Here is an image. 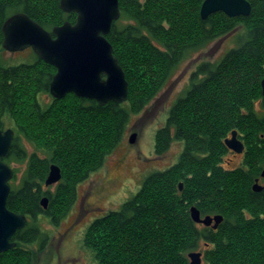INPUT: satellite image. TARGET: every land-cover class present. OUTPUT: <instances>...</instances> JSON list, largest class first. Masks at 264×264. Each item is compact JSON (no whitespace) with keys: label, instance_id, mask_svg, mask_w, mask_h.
<instances>
[{"label":"trees","instance_id":"1","mask_svg":"<svg viewBox=\"0 0 264 264\" xmlns=\"http://www.w3.org/2000/svg\"><path fill=\"white\" fill-rule=\"evenodd\" d=\"M203 1L118 0L120 16L106 37L128 95L121 103L100 104L73 93L53 98L55 67L33 50L16 64L2 56L1 27L9 15L23 12L52 32L76 14L63 11L60 0H0V128L14 130L2 160L25 164L18 185L10 182L6 204L27 217L12 236L16 246L0 252V264H30L29 246L44 249L49 239L41 216L59 225L75 203L77 185L118 145L130 115L152 100L185 58L232 33L235 46L217 60L197 63L155 131V154L164 155L173 140L183 142L177 161L147 174L119 208L94 218L81 244L92 264H189L188 254L201 247L202 264H264V189L253 190L264 169V0H248V16L215 11L204 20ZM44 93L50 99L42 102ZM232 130L245 146L241 162L226 168L223 158L231 150L224 139ZM51 164L61 169L53 188L45 185ZM12 171L15 180L17 168ZM192 205L201 217L223 218L216 228L201 226L190 217Z\"/></svg>","mask_w":264,"mask_h":264},{"label":"water","instance_id":"2","mask_svg":"<svg viewBox=\"0 0 264 264\" xmlns=\"http://www.w3.org/2000/svg\"><path fill=\"white\" fill-rule=\"evenodd\" d=\"M59 5L65 12H74L73 23L64 21L48 31L34 19L23 12L11 14L2 24V46L7 51L32 49L35 54L55 67L50 81L49 93L53 98H62L68 92L83 98H91L100 104L110 100L117 103L126 101L128 82L124 70L113 55V46L106 37L112 22L120 16L118 0H60ZM204 20L215 11L237 17L248 16L251 12L248 0H204L199 8ZM261 94L264 96V76L260 82ZM13 128L0 129V252L16 246L12 236L25 226L27 217L11 211L6 204L10 191L9 180L13 177L10 166L2 160L13 140ZM232 130L226 137L225 144L229 150L243 153L244 145ZM133 132L129 141L133 142ZM45 185L58 182L61 169L55 164L49 166ZM261 175L264 177V169ZM181 187L182 185L179 184ZM264 189V185L255 180L254 191ZM44 208L47 198L41 199ZM190 217L197 223L216 227L223 217L219 214L200 216L194 205ZM201 251L188 254L189 264H202Z\"/></svg>","mask_w":264,"mask_h":264},{"label":"rangeland","instance_id":"3","mask_svg":"<svg viewBox=\"0 0 264 264\" xmlns=\"http://www.w3.org/2000/svg\"><path fill=\"white\" fill-rule=\"evenodd\" d=\"M233 36L234 33L216 38L202 50L185 58L152 100L140 112L130 115L118 145L107 155L99 169L92 171L77 185L75 203L59 225L41 216L40 224L48 232L49 239L44 249L28 245L34 248L30 264H92L90 255L81 244L83 231L94 218L119 208L127 198L135 194L147 174L166 169L177 161L183 142L174 140L164 155L155 154V131L165 125L170 106L185 89L189 74L197 63L217 60L228 48L235 46ZM32 52L30 48L20 51L4 49L2 56L8 64H16L33 57ZM39 98L42 102L50 99L45 93L40 94ZM133 132L136 137L130 142L129 137ZM26 147L32 150L28 143ZM240 162L241 153L234 150L223 158L226 168H233ZM11 167L17 168L15 180L11 178L9 181L15 186L19 183L25 165L14 162ZM53 187L54 184L51 185ZM198 250L202 252V247Z\"/></svg>","mask_w":264,"mask_h":264},{"label":"bare ground","instance_id":"4","mask_svg":"<svg viewBox=\"0 0 264 264\" xmlns=\"http://www.w3.org/2000/svg\"><path fill=\"white\" fill-rule=\"evenodd\" d=\"M118 18H119V17H118ZM118 18H117V19H118ZM116 21H117V20H116ZM44 61H45V60H44ZM68 93H72V92H68ZM73 94H74V93H73ZM77 96H78V95H77ZM79 97H80V96H79ZM82 98H83V97H82ZM9 128H10V127H9ZM0 129H1V128H0ZM2 129H7V128H2ZM11 129H12V128H11ZM13 131H14V130H13ZM237 136H238V138H239V135H237ZM239 139H240V138H239ZM240 140L242 141V143H243V145H244V141H243L242 139H240ZM173 141H174V140H173ZM244 146H245V145H244ZM243 151H244V150H243ZM7 153H8V152H7ZM241 154H242V153H241ZM3 157H4V156H3ZM7 164H8V163H7ZM17 164H18V163H17ZM8 165H9V164H8ZM22 165H25V164H22ZM9 166H10V168L12 169L11 165H9ZM24 168H25V167H24ZM23 170H24V169H23ZM12 178H13V177H12ZM261 178L263 179V181H259L258 179H256V181L259 182L260 184L264 185V177H263L262 175H261ZM59 179H60V178H59ZM59 179H58V181H59ZM10 180H11V179H10ZM10 180H9V181H10ZM9 183H10V182H9ZM57 183H58V182L53 183V184L55 185V184H57ZM50 185H52V184H49V186H50ZM210 216H213V215H210ZM221 217H223V216H221ZM26 222H27V221H26ZM196 223H197V222H196ZM198 224H201V223H198ZM212 224H213V223H212ZM212 224L210 225L211 227H212ZM218 224H219V223H218ZM218 224H217V225H218ZM201 225L203 226L204 224L202 223ZM205 226H206V225H205ZM216 227H217V226H216ZM216 227H214V228H216ZM212 228H213V227H212ZM17 230H19V229H17ZM16 232H17V231H16ZM16 232H15V233H16ZM15 233H14V234H15ZM201 257H202V256H201Z\"/></svg>","mask_w":264,"mask_h":264},{"label":"flooded vegetation","instance_id":"5","mask_svg":"<svg viewBox=\"0 0 264 264\" xmlns=\"http://www.w3.org/2000/svg\"><path fill=\"white\" fill-rule=\"evenodd\" d=\"M3 39V38H2ZM32 50V49H31Z\"/></svg>","mask_w":264,"mask_h":264}]
</instances>
